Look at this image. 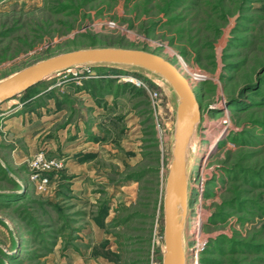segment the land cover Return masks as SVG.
Returning a JSON list of instances; mask_svg holds the SVG:
<instances>
[{"label": "rangeland", "instance_id": "1", "mask_svg": "<svg viewBox=\"0 0 264 264\" xmlns=\"http://www.w3.org/2000/svg\"><path fill=\"white\" fill-rule=\"evenodd\" d=\"M92 47L162 56L201 105L186 264H264V0H0V79ZM146 73L85 66L0 105V264H163L177 99Z\"/></svg>", "mask_w": 264, "mask_h": 264}, {"label": "water", "instance_id": "2", "mask_svg": "<svg viewBox=\"0 0 264 264\" xmlns=\"http://www.w3.org/2000/svg\"><path fill=\"white\" fill-rule=\"evenodd\" d=\"M85 66H109L120 70L137 67L170 84L177 99V108L173 158L169 166L164 197L163 264H186L185 225L192 170L190 146L201 120V105L188 79L174 64L158 54L139 49L92 47L68 51L39 60L0 79V105L47 78Z\"/></svg>", "mask_w": 264, "mask_h": 264}, {"label": "built area", "instance_id": "3", "mask_svg": "<svg viewBox=\"0 0 264 264\" xmlns=\"http://www.w3.org/2000/svg\"><path fill=\"white\" fill-rule=\"evenodd\" d=\"M63 72H65V71H63ZM62 73V72H61ZM58 74H60V73H58ZM152 98H153V105L155 106V105H157V106H160V99H159V92H154L153 94H152ZM177 108V107H176ZM175 121H176V111H175ZM175 121L173 122V124L175 125ZM41 164H42V166H41V170H50L52 167H53V165H54V162L53 161H47V160H45L43 163L42 162H40ZM38 177H40V176H38ZM41 179V178H40ZM48 181V178H46V177H44V179H43V181H42V185H45V183Z\"/></svg>", "mask_w": 264, "mask_h": 264}, {"label": "crops", "instance_id": "4", "mask_svg": "<svg viewBox=\"0 0 264 264\" xmlns=\"http://www.w3.org/2000/svg\"><path fill=\"white\" fill-rule=\"evenodd\" d=\"M92 134H93V133L90 134L91 137L88 136V135H87V137H86V136H82V135H80V136H78V137L76 136L75 138H72V141H71V142H72V146H74V144L76 143V148H75V149H79L81 146L83 147V146H85V145H89L90 143H93V142H92V141H93L92 138H94V135H92ZM80 139H83V140H82V143H81V144H82L81 146H79V144H80L79 142L81 141ZM85 139H88V140L85 141ZM72 146H71V147H72ZM72 148H74V147H72ZM74 151H75V150H74ZM72 160H73V159H72Z\"/></svg>", "mask_w": 264, "mask_h": 264}, {"label": "bare ground", "instance_id": "5", "mask_svg": "<svg viewBox=\"0 0 264 264\" xmlns=\"http://www.w3.org/2000/svg\"><path fill=\"white\" fill-rule=\"evenodd\" d=\"M76 68H72V69H69V70H71V71H74ZM146 71V70H145ZM147 73H148V75H153L156 79H155V81L158 83V84H161V85H163V86H165V87H170V89H172L171 88V86H170V84L167 82V81H165V80H163L162 78H160V77H158V76H155L154 74H152L151 72H148V71H146ZM146 73V74H147ZM173 91V90H172ZM14 99V98H13ZM10 100H12V99H10ZM195 136V135H194ZM194 136H193V138H192V141H191V145L193 144V141H194ZM192 147V146H191ZM190 154H191V159H192V166H193V158H192V151H191V149H190ZM193 169V168H192ZM186 242V241H185ZM165 252V251H164Z\"/></svg>", "mask_w": 264, "mask_h": 264}]
</instances>
